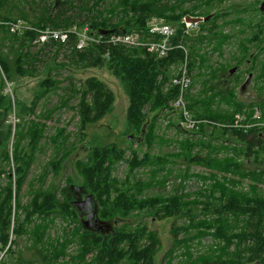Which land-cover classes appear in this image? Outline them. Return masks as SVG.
Masks as SVG:
<instances>
[{"label": "trees", "instance_id": "16d2710c", "mask_svg": "<svg viewBox=\"0 0 264 264\" xmlns=\"http://www.w3.org/2000/svg\"><path fill=\"white\" fill-rule=\"evenodd\" d=\"M231 1L90 0L84 7L80 3L82 0H67L57 6L60 12L58 19L51 21L54 27L79 25L78 29H81L87 24L96 35L100 31H114L105 35L107 37L133 32L146 35L148 22L158 18L178 27L177 41L183 36L184 19H204L199 24L198 41L190 35L184 40L189 51L187 65L192 81L185 98L194 119L202 121L194 132L184 130L165 117L172 112L170 105L179 95L178 87L172 84L179 71L173 74L172 70L186 62L181 49L175 48L168 57L157 59L143 48H108L106 44H90L84 51H77L78 37L75 34L67 42V48L71 49L70 65L107 68L120 81L129 100L126 111L128 130L141 137V149L147 148V152L133 151L137 138L133 136L127 140L131 144L128 148L114 143L87 145L86 157L74 162L82 187L97 206L96 220L105 226L123 222V226L114 227L111 231L104 227L79 226L80 210L74 204L72 188L75 180L67 175L65 167L71 156L68 148L72 134L67 126H56L54 135H46V131L47 122L54 113L72 108L70 102L77 99L78 105L74 108L79 118L77 131L80 138H85L90 126L113 111L115 94L97 77L84 81L71 77L66 79L65 86L66 82L59 80V77H64L59 70L67 65L56 64L59 69L47 71L40 83L42 90L30 105L15 100L19 122L14 131L8 123L14 107L11 97L4 93L6 81L14 84L18 77L37 75L42 69L40 63L45 62L44 53L42 50L32 53L26 47L34 33H27L19 43L13 52L14 60L0 47V133L3 134L0 146L4 145L0 161L9 167L6 171L0 165V179L2 176L9 179L5 187L0 182V250L6 247L12 228L18 238H32L43 264H157V253L161 248L158 232L150 230L142 222L134 226L128 222L133 214L146 211L158 220L174 219L171 228L173 247L163 258V264H180L175 263L174 257L180 249H183L181 254L184 258L187 254L190 256L185 264H264V169L248 167L251 161L264 165V129L252 128L245 132L239 128L219 126L234 125L236 116L245 110L249 112V115L246 112L248 121H251L257 108L261 110L264 122V100L246 104L238 99L237 93L246 73L250 75L256 71L255 84L261 92L264 91V12L258 1L244 0L242 4ZM224 2H231L229 12L219 8ZM68 11L78 12L85 20L77 23L73 16H67ZM232 13L237 14L235 18ZM227 15L231 18L229 22L224 20L226 25L241 26L252 32L248 44L240 42L241 52L233 58L237 73L232 65H211L208 60L210 52L205 50L208 47L213 54L223 57L224 45L234 39V35L226 33L219 24ZM0 30L9 33L2 28ZM15 38L18 40V36ZM56 46L62 44L53 43L49 58H55ZM251 47L257 52L250 61L247 58L251 56ZM107 51L108 57L105 56ZM249 62L250 67L245 69V74L242 73V64ZM197 84L201 89L195 94L193 89ZM56 91L63 93L59 96L58 105L52 111L45 110L37 115L38 104ZM172 128L175 129L173 133ZM161 129H167L169 136L176 137L174 146H169L170 151H174L172 154L152 153L157 143L163 142L158 134ZM10 141L11 156L7 148ZM44 141L53 146L54 157L42 169L41 175L29 184L30 201L25 205L21 201V193L30 169L40 166L38 157L45 151ZM128 151L133 155L125 160ZM180 161L186 162L189 168L195 166L206 171V174L197 176L203 185L196 193L197 198L192 199V194L183 191L184 183L181 189H174L173 194L145 196L152 188H166ZM122 164L127 171L124 181L114 176ZM189 168L183 172L180 169L177 177L184 178L190 173ZM13 171L17 178L16 189L10 183ZM64 174V184H57L56 181ZM49 175L53 176L54 182L46 186ZM53 215L69 218L76 225L75 235L80 238V248L72 260L66 261L69 239L62 244H50L48 232L52 223L49 220ZM206 240L212 244L204 251H191L192 245L200 246ZM15 264L28 263L19 258Z\"/></svg>", "mask_w": 264, "mask_h": 264}, {"label": "rangeland", "instance_id": "374dc122", "mask_svg": "<svg viewBox=\"0 0 264 264\" xmlns=\"http://www.w3.org/2000/svg\"><path fill=\"white\" fill-rule=\"evenodd\" d=\"M67 2V0H0V17H6L8 20H23L27 23H29L31 26H35L34 28L38 30H45L47 28H51L54 30L58 29H65V30H73L74 27H62V28H56L53 26L51 21H54L58 19L57 15L60 10H57V6L61 5L64 2ZM83 2H80L82 6H86V4L90 0H82ZM247 2L254 3L258 1L259 6L261 8L262 3H264V0H246ZM111 2V1H110ZM231 2H235L237 4L244 3V0H232ZM231 2H224L222 6L219 8L222 9V11L229 12L228 5L231 4ZM69 4V2L67 3ZM93 2H90V5H92ZM227 9V10H225ZM264 12V11H263ZM236 13H232V17H236ZM67 16L71 17L73 16V19L77 23H81L85 20L83 15H79L78 12L73 13L69 12L67 13ZM193 18V17H192ZM231 16L227 15L224 19H221L219 24L224 29V31L228 34H233V40L229 42L228 44H225L223 47V57L221 58L217 53L213 54L211 52L210 48H205V50L209 51L210 54L208 55L209 63L213 66L218 65L219 63L223 65H232L234 69H236L235 73L238 72V68L234 66V57L238 55L239 51L241 52V48H239L240 42L245 43V45L248 44L247 40L250 37L251 33L250 30H247L244 27L241 26H234V25H226L227 21L229 22ZM158 19V18H157ZM203 19V18H202ZM228 19V20H227ZM224 20H227L224 22ZM174 26V25H173ZM177 30L178 27L174 26ZM69 28V29H67ZM81 29H78V32H84ZM244 31V33L242 32ZM198 35H200V30L197 29L193 32H191L190 36L193 37L195 41H198ZM25 35L18 36V40L15 38V36H12L9 33H4V31L0 30V47L2 48V51L4 54L10 55L12 57V60L15 59V56L13 55V52L18 49V45L23 39L25 38ZM36 35H34V38L29 41L26 45L28 50L32 53H36L37 47L33 45V41L35 40ZM52 49L53 43L51 45H48L46 47H43L42 51L44 53V63H40L42 69H40L39 73L33 77H27L22 78L18 77L16 78V81L13 84V95L14 99L16 101H20L23 103H26L27 105H30L35 96L42 90L40 87V83L45 79L47 71H55L56 69H59V66H56V64H66L67 66L65 68H61L59 71H62L60 74H62L64 77L60 78L59 80L61 82H66L65 86L67 84L66 79L69 78H75L79 81H84L87 78L90 77H97L103 82L107 84V86L113 91L116 97L115 105L113 111L108 114L103 120L95 123L94 125L90 126L87 130L86 137L80 138V134L78 133L77 129L79 126V118L76 114V111L74 110L75 107L78 105V100L73 99L70 102V109H64L62 111H59L57 113H54L52 118L47 122L48 129L46 131V135L52 133L55 134V127H61V126H67V130L72 134L71 139L69 140V146L68 148L69 152L71 153V156L66 160L65 167L67 170V175H71L75 183L72 186L74 191V204L81 203V209H83L84 213L79 216V226L81 228L86 227L85 222L90 221V215H92V219L95 218L97 214V206L93 201H90L88 206H85V198H80L79 193L85 194L81 191H85L84 188L81 185L82 179L79 176V174L76 173L74 169V162L76 159H84L86 157L88 149L87 145L91 146H100V145H107V144H117L118 146L122 148H128L131 147L130 142L127 141L128 138L132 139L131 137H137L133 143V151H142L147 152V148L143 147L141 149V137L135 133H131L128 130V123L126 119V111L128 107V96L125 93V90L123 86L121 85L120 81L114 78L111 73L108 71L107 68H86V67H74L70 65V54L71 49L67 48L66 45H62L59 47H54L55 51V58L53 57L49 58V49ZM252 49V50H251ZM251 56L247 58L248 60L251 59L254 53L257 52V49L251 47ZM259 55V54H257ZM251 61V60H250ZM251 62L248 64L244 63L241 66L242 73L245 74V69H248L250 67ZM38 65V64H37ZM36 65V66H37ZM231 67V66H230ZM179 71V68H174L172 70L173 74H176ZM256 72H253L252 74H247L244 76L242 80V84L238 87V99L241 102H244L246 104L252 103V102H258L264 100V91L261 92L258 89V86L255 84L254 78L256 76ZM234 74V73H233ZM249 75V76H248ZM179 77V75H176L174 78ZM194 78H196L194 76ZM201 87L197 84L195 88L193 89V93H197ZM5 93V91H4ZM62 91H56L51 92L48 94V96L43 99L37 106V115H39L41 112L45 110L52 111L57 105L59 101V96H62ZM17 111V110H16ZM256 111V110H255ZM245 112H248L245 110ZM255 113V112H254ZM249 115V112H248ZM165 117L170 118V120H173L175 124L179 125L180 123V116L178 113L173 115V113H168ZM32 119L35 118V116L31 117ZM29 119V118H27ZM171 133L174 132V128L171 129ZM160 139L163 140L161 143H157L153 149L152 153L156 155H167L172 154L174 151H170L169 146H174V141L176 139L175 136L168 135L167 129H161V131L158 132ZM2 133H0V138H2ZM82 139V141H80ZM171 143V144H170ZM164 144V145H159ZM167 144V145H165ZM44 147V153L38 157L39 161V167H35L33 169H30L29 175L27 178V181L23 187V191L21 193V201L23 204L27 205L30 201V192H29V184L36 180L42 172V169L47 165V163L54 157V149L53 146L49 145V142L44 141L42 143ZM176 145V144H175ZM3 146H0V155L3 152ZM8 151L12 153V142H8L7 144ZM129 148L128 150H130ZM140 154V153H139ZM133 153L132 151H128L126 154L125 160H129L130 157H132ZM2 161H0V165L3 166V168L8 171L9 167H7V164H1ZM249 168L255 169L257 167H260L264 169V165L260 166L258 164H255L253 161L249 163ZM32 168V167H31ZM188 165L186 162L180 161L178 162V165L176 168H174L173 175L171 176V179L169 183L166 185V188L158 187V188H152V190H148L145 193V196L147 197H153V196H167L168 194H173L174 189H181V184H185V188H183V191L189 194H192V199L197 198L196 193L200 191L202 188V181H200L197 176L206 174L202 168L200 167H190L188 175H184L183 177H177V175L180 173V169H182V172L184 170H188ZM12 169V168H11ZM117 173L114 172V176L117 177L120 181L125 180V176L127 174L125 164H122L121 168L117 169ZM65 173V172H64ZM13 175V173H12ZM14 176V175H13ZM162 176V175H161ZM185 178H192V179H186ZM65 174L62 176L59 180L56 181V183L64 184ZM16 181L17 178H13L10 183L14 186L16 189ZM161 181V178L159 179ZM1 186L5 187L9 183V179L5 176H2L0 179ZM46 186H49L54 182L53 176L49 175L46 179ZM79 191H76L78 190ZM182 191V192H183ZM78 192V193H77ZM13 209L15 208V197L13 196ZM12 209L13 213V219H14V211ZM23 218V217H22ZM52 224L50 225L48 235L50 236V244L51 245H57L58 243H63L66 239H69L70 244L67 247L66 250V256L68 257L66 261L72 260V257L76 256L79 252L80 248V238L79 236L75 235L76 225L74 222L71 221L69 218H64L62 216H55L53 215L50 220ZM94 223V221H92ZM91 222V223H92ZM133 226L137 223H144L148 226V228L152 231H157L159 234V238L161 241V248L157 253L156 257V263L157 264H163V258L167 253L170 251V249L173 247V236L171 234V228L172 224L174 222V219H167V220H158L153 218L152 214L146 211L135 213L133 216H131L130 220L128 221ZM180 223H183L182 220H179ZM99 226H103L100 222H96ZM123 226V222L114 223L111 226L105 227L103 229L111 231L114 229V227H121ZM87 228H90L89 226ZM47 235V236H48ZM183 243V242H181ZM209 240H206L202 242V244L199 246L192 245L191 251L194 253H198V251H204L206 249V246L211 245ZM49 249V246H46ZM6 250L10 251V255L5 259L7 264H15V261L17 259H21L23 262H27L28 264H43L42 256L38 253L37 247L35 248V245L33 243V240L31 237L28 236H22L21 238H18L16 235H14L13 229L11 228L9 233L8 242L6 244V247L2 250H0V255L4 253ZM183 249L177 250L174 254L175 263L180 262V264H185L186 259H188L189 254L184 258L181 254ZM11 253H14L13 256H11ZM192 254V253H191ZM89 255L87 259L90 257Z\"/></svg>", "mask_w": 264, "mask_h": 264}, {"label": "built area", "instance_id": "2783aa9c", "mask_svg": "<svg viewBox=\"0 0 264 264\" xmlns=\"http://www.w3.org/2000/svg\"><path fill=\"white\" fill-rule=\"evenodd\" d=\"M188 19H184V27H183V36L181 40L175 41V37L177 36V29L171 25L166 23L163 19L153 18L148 22V30L146 35H141L139 33H122V34H112L107 37L105 35L99 34L96 35L91 32V28L89 25H84L83 33L78 32L77 27H74L73 30H65L58 29L54 30L51 28H47L45 30H38L34 28L35 26H31L29 23L23 20H8L4 18H0V28L5 29L11 35L22 36L27 33H34L36 35L35 40L33 41V45L37 47V50H42L43 47L51 45V43H58L65 45L70 39L72 34L77 35L78 39L75 44V48L77 51H84L87 46L90 44H106L108 48L110 47H123L126 49H136L143 48L149 54L154 55L157 59H164L168 57L169 53L173 51L175 48L181 49L186 55V62L183 66L179 68V77L174 78L172 80V84L178 87L179 95L177 98L171 103L172 113L175 115L179 114L180 118V127L188 132H194L198 129V126L202 121L194 119L192 113L188 109V104L185 98V94L188 89L191 87L192 81L188 75V65H187V55H188V47L184 43L185 37L191 34V32L199 29L200 23H189ZM106 57L109 56V51L105 54ZM36 68H39L36 66ZM13 84L6 81V89L5 94L11 97L13 103V112L9 116L8 123L13 126V130L15 131L16 125L19 122V119L16 116L15 109V99L13 95ZM255 113L252 117L251 121H248L246 112L242 114H238L236 116V120L234 125H219L222 128H239L243 129L245 132L252 128L264 129V122L262 121V112L259 108L255 109ZM205 123V122H204ZM14 166H12V170ZM13 171V175H14ZM15 175L13 176V178ZM10 255V251L6 250L4 253L0 255V264H7L5 259Z\"/></svg>", "mask_w": 264, "mask_h": 264}, {"label": "water", "instance_id": "95a60500", "mask_svg": "<svg viewBox=\"0 0 264 264\" xmlns=\"http://www.w3.org/2000/svg\"><path fill=\"white\" fill-rule=\"evenodd\" d=\"M261 10L264 11V3H262V5H261ZM187 21H188L189 23L194 24V23H202V22L204 21V19H202V18H192V17H189ZM108 33H114V31H100V34H102V35H107ZM233 71L235 72L236 69H234ZM85 201L90 203V201H93V200H92V197H91L90 195H88V196L86 197ZM77 204H78V203H77ZM77 204H76V205H77ZM79 210H80V209H79ZM98 222H99V221H98ZM88 224H90V221H86V222H85V226H86V227H88V226L90 227V225H88ZM101 224H103V223H101ZM87 225H88V226H87ZM103 225H104V224H103ZM96 226H97L98 229H100L98 224H96Z\"/></svg>", "mask_w": 264, "mask_h": 264}, {"label": "flooded vegetation", "instance_id": "af4514ba", "mask_svg": "<svg viewBox=\"0 0 264 264\" xmlns=\"http://www.w3.org/2000/svg\"><path fill=\"white\" fill-rule=\"evenodd\" d=\"M75 191V190H74ZM76 191H79V189L78 190H76ZM81 192H83V193H85V194H81V193H79V194H77V195H79L80 196V198H82V197H84L85 199H86V197L88 196V194H87V192L86 191H81ZM78 193V192H77ZM85 204V206H88L89 205V202H85L84 203ZM81 203H78L77 205H76V207L78 208V209H80V213L81 214H83L84 212V210L83 209H81ZM92 221H94V223L92 222ZM92 222V223H91ZM96 222H97V220H96V218H93L92 219V215H90V224H88V225H90V227H93V226H96ZM87 225V226H88ZM103 225V224H102ZM97 227V226H96ZM102 227H108V226H105V225H103V226H99V228L101 229Z\"/></svg>", "mask_w": 264, "mask_h": 264}]
</instances>
